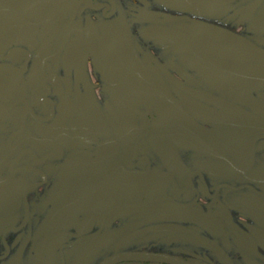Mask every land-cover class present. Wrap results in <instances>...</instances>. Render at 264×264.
<instances>
[{"label": "flooded vegetation", "instance_id": "af4514ba", "mask_svg": "<svg viewBox=\"0 0 264 264\" xmlns=\"http://www.w3.org/2000/svg\"><path fill=\"white\" fill-rule=\"evenodd\" d=\"M229 70L264 0H0V264H264V76Z\"/></svg>", "mask_w": 264, "mask_h": 264}, {"label": "water", "instance_id": "95a60500", "mask_svg": "<svg viewBox=\"0 0 264 264\" xmlns=\"http://www.w3.org/2000/svg\"><path fill=\"white\" fill-rule=\"evenodd\" d=\"M214 4L218 5H225L234 2L235 0H212ZM230 73L239 75V76H246V77H257V76H264V73H240V72H234L232 70H229ZM125 262H141V263H163V264H193L189 262H180L173 258H168L162 255L158 254H149V253H125V254H119L111 256L104 261H102L100 264H120Z\"/></svg>", "mask_w": 264, "mask_h": 264}, {"label": "rangeland", "instance_id": "374dc122", "mask_svg": "<svg viewBox=\"0 0 264 264\" xmlns=\"http://www.w3.org/2000/svg\"><path fill=\"white\" fill-rule=\"evenodd\" d=\"M141 228H139V226L137 227H133V226H128V228L125 230L126 232H131V231H136L138 229H142L143 226H140ZM165 235V234H164ZM152 234H146L143 236V240L140 242H132V241H128L125 245H121V246H115L112 245L111 246V253H116V252H120V251H133V250H137V249H143V250H149V243L151 238H152ZM166 236V235H165ZM149 239V240H148ZM149 241V242H148Z\"/></svg>", "mask_w": 264, "mask_h": 264}]
</instances>
